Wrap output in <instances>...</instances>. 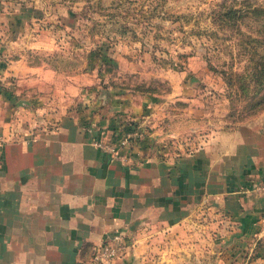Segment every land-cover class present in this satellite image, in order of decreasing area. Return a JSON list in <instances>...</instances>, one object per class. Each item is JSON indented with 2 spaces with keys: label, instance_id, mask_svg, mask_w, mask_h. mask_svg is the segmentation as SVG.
<instances>
[{
  "label": "crops",
  "instance_id": "obj_1",
  "mask_svg": "<svg viewBox=\"0 0 264 264\" xmlns=\"http://www.w3.org/2000/svg\"><path fill=\"white\" fill-rule=\"evenodd\" d=\"M42 67L0 65V264H82L116 231L131 248L110 264H264V115L181 156L143 141L120 163L92 141L116 144L142 118L131 98L13 127L33 115L19 101H54Z\"/></svg>",
  "mask_w": 264,
  "mask_h": 264
},
{
  "label": "rangeland",
  "instance_id": "obj_2",
  "mask_svg": "<svg viewBox=\"0 0 264 264\" xmlns=\"http://www.w3.org/2000/svg\"><path fill=\"white\" fill-rule=\"evenodd\" d=\"M262 2L0 0V65L21 55L57 73L54 86L40 88L54 101H19L21 116L33 115L13 127H47L61 112L131 98L146 114L126 123L140 131L138 143L181 156L256 120L264 115V17L213 12Z\"/></svg>",
  "mask_w": 264,
  "mask_h": 264
},
{
  "label": "built area",
  "instance_id": "obj_3",
  "mask_svg": "<svg viewBox=\"0 0 264 264\" xmlns=\"http://www.w3.org/2000/svg\"><path fill=\"white\" fill-rule=\"evenodd\" d=\"M122 138L116 144L93 140L95 148L107 154L112 161L126 163L129 160V152L138 144L141 139L140 131L134 126L126 124ZM253 192H264L263 185H255ZM131 248V243L122 231H116L112 236L104 240L101 244L91 248L90 256L82 264H110L127 254Z\"/></svg>",
  "mask_w": 264,
  "mask_h": 264
},
{
  "label": "trees",
  "instance_id": "obj_4",
  "mask_svg": "<svg viewBox=\"0 0 264 264\" xmlns=\"http://www.w3.org/2000/svg\"><path fill=\"white\" fill-rule=\"evenodd\" d=\"M240 8L236 9L234 8V6L231 7H223L222 9H219L217 11H214V16L217 17H222V18H226L228 19H232L239 17L240 19H242L241 17L243 16H252V17H260L259 15L262 14L264 17V0L262 2V4L257 5V6H253V5H239ZM135 124H129V126H134ZM87 261V260H86ZM85 261V262H86Z\"/></svg>",
  "mask_w": 264,
  "mask_h": 264
}]
</instances>
